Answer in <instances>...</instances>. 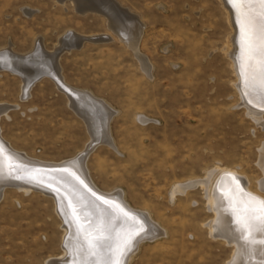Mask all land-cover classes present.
I'll return each mask as SVG.
<instances>
[{"label":"rangeland","instance_id":"374dc122","mask_svg":"<svg viewBox=\"0 0 264 264\" xmlns=\"http://www.w3.org/2000/svg\"><path fill=\"white\" fill-rule=\"evenodd\" d=\"M116 1L145 23L140 50L152 63V76L104 15L81 14L72 0H0V49L12 45L26 54L43 39L53 51L69 32L113 38L86 41L59 59L67 85L113 110V145L97 144L82 160L92 134L66 93L50 77L26 92L25 80L4 70L1 136L43 162L85 163L100 190L121 191L131 207L165 230L143 241L127 264H226L235 248L208 235L205 224L215 214L203 187L177 193L174 201L170 194L176 184L204 179L219 167L236 170L251 191L264 196V127L236 89V69L225 50L233 33L227 10L221 0ZM19 188L13 183L1 193L0 264H56L64 254L63 212L54 197Z\"/></svg>","mask_w":264,"mask_h":264},{"label":"bare ground","instance_id":"6f19581e","mask_svg":"<svg viewBox=\"0 0 264 264\" xmlns=\"http://www.w3.org/2000/svg\"><path fill=\"white\" fill-rule=\"evenodd\" d=\"M72 1L81 14L94 12L104 15L109 28L133 51L143 71L152 76V63L140 50L145 23L138 14H133L116 0ZM221 2L233 28L231 48L225 50L231 55L236 69L239 80L236 89L247 96L252 105L250 115L264 127V0ZM112 39L108 34L86 36L69 32L59 39L55 50H46L43 39H39L35 49L26 54L16 53L9 45L0 49V70L20 75L28 85L24 88L26 92L43 77L53 79L62 90L59 83L64 81V77L59 66L60 55L73 48H81L86 41L98 43ZM69 91L70 96L65 93L70 99L71 108L74 105L80 111L92 134V144L85 150L84 158L81 155L84 160L97 144L113 145L108 133L113 110L88 91L74 87ZM5 108L3 104L0 105V118L2 113H7ZM138 119L142 122L150 120L143 116ZM262 156L260 158L264 165ZM55 167L67 168L69 172L54 176L44 172L46 168ZM37 169H41L39 174ZM88 172L85 163H77L76 160L50 163L31 158L15 150L1 136L0 129V199L4 188L11 187L13 183H17L19 189L25 192L34 189L55 198L56 206L61 208L64 215L61 220L67 222L62 239L64 254L56 258V264H101L103 254L109 264H127L143 241L155 240L166 232L149 220L147 212L131 207L121 191L100 190ZM197 185L203 187L207 208L215 214L214 219L205 224L208 235L214 239L220 238L235 248L226 264H264V196L251 191L244 177L236 170L215 167L204 179L178 183L172 187V200L177 193H185ZM260 189L264 192V181L260 182ZM95 197L104 199V203Z\"/></svg>","mask_w":264,"mask_h":264},{"label":"water","instance_id":"95a60500","mask_svg":"<svg viewBox=\"0 0 264 264\" xmlns=\"http://www.w3.org/2000/svg\"><path fill=\"white\" fill-rule=\"evenodd\" d=\"M63 83V84H62ZM62 83H59L60 84V86H61V89L62 90H64L66 93H67V95H69V94H71V92L69 91V89L71 88L69 85H67L66 83H64V82H62ZM70 96V95H69ZM73 107V109L74 110H76V112L79 114V115H81L82 116V114L80 113V111L77 109V108H75V106L74 105H72ZM86 155V154H85ZM84 155V156H85ZM84 156H83V158H84ZM39 170H41V169H37V173L39 174L40 172H39ZM44 172H46V173H48V174H50V175H56V174H62V173H64V172H69V169H67V168H56L55 167V169H52V168H46V169H44ZM95 199H97V201H99V202H101V203H104V199H101L100 197H95ZM101 246V245H100ZM100 262H102L101 264H109V261L107 260V258L105 257V255L103 254L102 256H101V261Z\"/></svg>","mask_w":264,"mask_h":264}]
</instances>
